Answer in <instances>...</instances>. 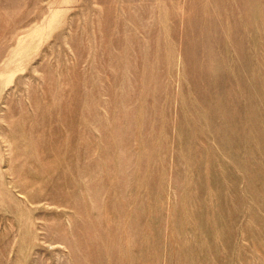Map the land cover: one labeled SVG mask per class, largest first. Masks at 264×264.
Instances as JSON below:
<instances>
[{"label":"rangeland","instance_id":"obj_1","mask_svg":"<svg viewBox=\"0 0 264 264\" xmlns=\"http://www.w3.org/2000/svg\"><path fill=\"white\" fill-rule=\"evenodd\" d=\"M0 264H264V0H0Z\"/></svg>","mask_w":264,"mask_h":264}]
</instances>
